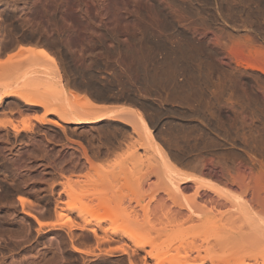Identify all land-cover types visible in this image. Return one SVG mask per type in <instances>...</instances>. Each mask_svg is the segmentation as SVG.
<instances>
[{
    "label": "bare ground",
    "instance_id": "1",
    "mask_svg": "<svg viewBox=\"0 0 264 264\" xmlns=\"http://www.w3.org/2000/svg\"><path fill=\"white\" fill-rule=\"evenodd\" d=\"M33 1L39 0H21L20 9H0V56L6 57L0 62V115L10 116L0 121V175L6 172L5 178L19 187L14 190L16 201L21 213L37 225L36 233L53 226L43 220L50 215L49 207L60 219L67 212L82 220L80 226L66 217V236H51L45 247H60L69 241L73 253L91 254L75 245L78 238L73 231H86L97 246L125 239L145 253L142 264H150L148 260L160 264L158 256L144 251L146 244L132 239L127 230L102 228L109 218L89 226L79 200L96 188L77 193L71 185V176L83 169L87 172L83 176L77 173L79 181L89 178L91 172L98 182L109 185L114 179L119 181L110 189L112 193L109 191L110 205L126 200L124 190L149 193L154 211L167 207L169 214L200 224L210 231L214 247H264V0H113L110 16L119 26V36L106 51V57L115 59L113 80L106 85L73 80L89 99V104L79 108L65 103L54 108L37 94H21V80L13 72L20 66L22 48L44 57L47 66H38L32 81V90L44 98L53 101L58 91L65 92L63 70L78 74V68L55 60L52 49L68 45L70 40L59 25H53V37H47L46 28H36L32 22L35 13L49 7L33 5ZM13 2L8 5H16ZM94 4L101 10L107 0H94ZM63 5L51 9L64 10ZM15 48L19 52L11 54ZM102 61L83 66V75L92 77L91 68L106 69ZM28 63L36 65V60ZM21 102L29 109L44 111L40 118H34L37 124L69 125L72 132L88 125L106 129L113 122L122 128L117 134V129L111 134L102 129L104 149L88 152L82 148L77 156L67 152L73 149L68 146L72 140L63 130L68 144L51 156L28 135L33 126L26 122L21 127L12 120L21 115ZM46 115L56 120H47ZM123 126L128 127V133ZM21 139L27 140L26 147L37 145V157H44L57 172V180L46 185L48 195L42 199L45 208L41 210L25 196L40 200L41 189L30 183L27 192L25 186L35 178L42 181L47 173L39 162L38 174L28 170L27 178L21 175ZM121 147L124 154L118 159L121 167L117 165L116 176L113 168L111 172L99 169L96 174L93 160H109ZM12 194L6 190L0 206L3 200L13 206ZM7 214L5 210L0 215V236L18 237L21 232V242H33L25 232L33 222L15 227L8 223ZM35 244L41 243L37 240ZM184 259L179 264H223L199 255Z\"/></svg>",
    "mask_w": 264,
    "mask_h": 264
},
{
    "label": "rangeland",
    "instance_id": "2",
    "mask_svg": "<svg viewBox=\"0 0 264 264\" xmlns=\"http://www.w3.org/2000/svg\"><path fill=\"white\" fill-rule=\"evenodd\" d=\"M11 1H14L13 3H16V5H8ZM84 1L85 0H39L32 2V4L36 6L47 5L49 7L47 10H41L37 14L35 13L32 22L36 25V28L37 26H42L44 29L46 28L45 33H48L47 37L55 36L56 30L53 26L55 24L61 26L59 28L66 32L68 40H70L69 44H63L58 49H52L51 52L55 56V60L58 64L63 65L67 63L66 65L72 66L71 68L73 69L78 68V74L74 75V73L67 69L63 70L62 74L66 81L64 86L65 92L58 91L53 101L44 98L41 92L37 93V91L32 90V81L37 77L39 72L38 66H47L44 62V57L36 51L29 52L24 50L25 48H22L18 58L20 66L13 72L15 77L21 80V94L25 96H34L37 94L39 98L41 97L42 101L54 108L64 103L79 108L89 104V99L87 97V92L79 90L73 85V80H78L83 84H87L88 80L94 84L101 82L99 83L100 85H106L113 80L115 59L113 56L106 57V51H110L111 48H113L115 42L113 40H117L116 38L119 36V26L114 23L110 16L112 15L111 6L113 5V0H107V5L101 10L96 8L94 0ZM91 1H93V3H91ZM0 3V9H11L15 7L20 9L22 2L21 0H0ZM63 4L65 5L64 10L54 11L51 9L55 5L62 6ZM33 9L34 8L31 7L32 12L34 11ZM55 20L56 22L54 23L53 21ZM181 24L183 25L184 23ZM181 24L178 25L181 26ZM18 52V48H15L11 54H16ZM5 58L4 56H0V62H3ZM30 59L36 60V65H29L28 61ZM95 60H103L102 62L107 64V68L104 70H95L91 68L90 73L92 77H90V74L86 76L83 75L84 73L81 68L86 65L91 66ZM43 70L46 69L44 68ZM94 102L103 105L101 102ZM43 112L44 111L38 107L29 109V107L24 106L21 102V115L12 117V120H14L16 124L21 125V127L26 125V122L33 126V132L28 133V135L33 137L35 142H38L39 148L46 149L45 153H51V156H54L56 152L60 151V147H62L63 144L68 143V146H71L73 149L67 152H74L75 155H79L82 148L88 152L98 147L104 149V146H102L103 135H105L104 132L108 131L106 134H111L117 129L115 132L117 134L119 133L118 130L122 128L120 123L113 122L110 124H113L114 127L109 124L106 129L105 127L99 129L101 127L99 125H88L80 127L81 129L78 131L72 132L73 126L71 127L69 125L60 124L61 127H59L51 123L42 125L39 123L37 124L34 118H40ZM45 117L50 121L53 119L56 120L53 115H46ZM8 119H10V116L0 115V121ZM104 123L106 124L107 122ZM124 127V130L129 132L128 127L123 126V128ZM63 130L67 133L68 139L72 140L71 144L70 142L67 143L63 138ZM59 137H62V142ZM26 142L27 140L21 139V175L27 178V174L25 173L28 170H30L32 174H38L39 171H36L38 167L37 164L40 165V163L44 165L43 168L47 173L42 181L35 178L33 181H29L25 186L27 192H29L27 186H29L30 183L36 184V187L41 189L38 195L40 200H36L30 195H25L32 202V205L35 206V209L41 210L45 208L42 199L48 195L46 192L47 184H51L53 181L57 180V172L52 170L53 168L47 164L44 157L40 159L37 157V145L35 146L34 144L31 145V147H26ZM122 147L116 149L114 153L109 156L111 157L109 160L106 159L102 162L93 160V165L98 171L96 174L100 173L99 169H106L105 171L108 169L110 171L112 170L111 168H113L114 170L112 171H116L113 172L116 176L118 172L116 167L120 162L118 159L124 154V150H120ZM85 167L87 168V165ZM82 171L77 173L83 176L87 172L86 169ZM102 172H104V170H102ZM77 173H75L74 177L71 176V185H73L77 193L87 190L91 192L89 190L91 186L96 188V191L85 194V196L79 200V204L84 210L85 221L91 223L89 226L92 227L99 219L109 218L111 223H102V228L106 230H127L132 239L146 244L144 251H153V253L158 256L160 264H179L185 260L184 257L189 256V258H193L198 255L211 258L223 264H264V247H214L210 231L202 228L200 224H193L186 221L184 217H177L169 214L167 207H159L158 210L154 211L149 205V193L137 192L133 189L124 190L123 193L126 196V200L123 203L119 202L120 204L111 200L113 204L110 205L107 203L108 200L110 201L109 191L112 186L115 187V185H119V181L117 182L114 179L112 180L113 182L110 181L111 183L109 185L104 183V181L98 182L96 179L97 175L95 176V174H93L94 172L88 175L89 178L79 181L76 179ZM113 173L112 175L114 176ZM68 175V173H65V176ZM6 176H8L6 172L3 173V176L0 175V199H3L6 190H10L13 193L10 199L13 201L14 205H7L5 200H3L0 206V215L3 214L5 210H8V223L20 228L21 222L26 223L29 220L32 221L33 224L31 225V229H25V232H27L29 238L33 239V242H21V232L18 237L10 234L1 235L0 264H49V261H51L52 264H130L129 259H132L135 264H142V257L145 256V253L133 247L131 242L123 239V241L119 240L118 242L109 244L103 243L97 246L92 239L87 238L86 231H73V235L78 238L75 245L81 250H90L91 254L73 253L69 241H67V244L61 245L60 247H45L49 244V238H51V236H57L59 239L66 236L67 228L64 223L66 217L80 226H83L82 220L67 212H63L64 217L60 219L52 213V207H47L50 211V215L43 220L51 223L53 226L42 227L40 228V232L36 233L35 230L38 229L37 225L32 219L21 213V208L16 201L18 194L14 192V190L19 189V187L15 182L9 181V178L6 179ZM114 181L117 183H114ZM111 190H113V188ZM110 192L112 193V191ZM2 203L5 208H3ZM82 238L85 240L84 242H81ZM37 240L41 243L40 245L35 244ZM47 249L50 251L47 252ZM106 250H111L112 253L108 255L104 252ZM129 254L132 256L129 257ZM27 261L29 262L26 263ZM148 262L150 264L156 263L155 260H148Z\"/></svg>",
    "mask_w": 264,
    "mask_h": 264
}]
</instances>
